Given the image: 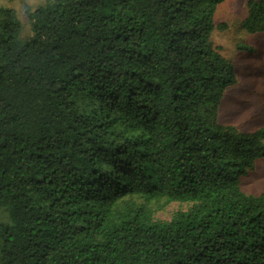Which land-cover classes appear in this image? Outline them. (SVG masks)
Segmentation results:
<instances>
[{"label": "trees", "instance_id": "trees-1", "mask_svg": "<svg viewBox=\"0 0 264 264\" xmlns=\"http://www.w3.org/2000/svg\"><path fill=\"white\" fill-rule=\"evenodd\" d=\"M224 2L46 0L28 37L0 8V264H264V194L241 188L264 128L218 119Z\"/></svg>", "mask_w": 264, "mask_h": 264}, {"label": "rangeland", "instance_id": "rangeland-1", "mask_svg": "<svg viewBox=\"0 0 264 264\" xmlns=\"http://www.w3.org/2000/svg\"><path fill=\"white\" fill-rule=\"evenodd\" d=\"M248 0H225L219 7L213 34L214 45L235 67V82L229 86L220 102L218 119L222 125L233 126L243 133L264 128V34H251L244 21L248 16ZM46 0H0L1 7L14 8L23 25V36L31 35L25 5L32 10ZM224 25L222 29L219 26ZM242 190L248 195L264 194V160L242 177ZM189 203L171 202L155 212V219L169 221L178 210H187ZM0 212V220L6 219Z\"/></svg>", "mask_w": 264, "mask_h": 264}]
</instances>
